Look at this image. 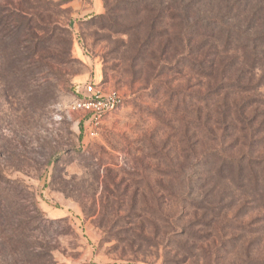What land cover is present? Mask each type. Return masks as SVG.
I'll return each mask as SVG.
<instances>
[{
	"label": "rangeland",
	"instance_id": "obj_1",
	"mask_svg": "<svg viewBox=\"0 0 264 264\" xmlns=\"http://www.w3.org/2000/svg\"><path fill=\"white\" fill-rule=\"evenodd\" d=\"M0 5L56 31L43 58L23 33L0 54V264H264V62L203 28L263 32L264 0ZM88 83L124 99L93 135L73 109Z\"/></svg>",
	"mask_w": 264,
	"mask_h": 264
},
{
	"label": "trees",
	"instance_id": "obj_2",
	"mask_svg": "<svg viewBox=\"0 0 264 264\" xmlns=\"http://www.w3.org/2000/svg\"><path fill=\"white\" fill-rule=\"evenodd\" d=\"M232 6H230L229 8H231ZM238 6H241V3H239ZM33 10H34V13L32 11V14L29 17H27V13H24L25 10H23L19 6L15 5V6L8 7V6L0 5V54L4 56V60L6 59V56H9L14 53L15 47L14 49H11L8 53L7 51L4 50L3 43H5L6 39L15 41L20 36L21 33L25 34L26 36L29 35V37L31 38V41L35 43L33 49L37 52H40L39 54L41 58L45 56L43 55V52H45V49L41 47L42 43L45 42V38L40 34L46 33V34H49L47 36L53 37L56 34V31L54 29H51L50 32L48 33L46 31V28L43 27V26H46L43 24L46 18L50 19V17H46L43 14V9H40L39 7H33ZM243 10L245 11V7L243 8ZM34 20H36V23H33L32 25L31 23ZM228 20L226 21V19L224 18L212 19L211 21L213 22H210L209 24H207V26L203 25V28L205 29L206 32H209V34L215 37H216V34H219L220 37H222L221 39L222 40L224 39V41H226L227 45H230L233 42H237L238 49L234 51L235 54H239V51L243 49L244 53L246 52L245 53L246 60L250 62L253 66L262 64L258 62L259 60H261L260 62H264V57L260 55L261 51L259 50L261 48V50H263L264 52V31L257 32L255 33L256 35L254 36H249L247 35L245 31L241 30V27L239 24L236 25L234 24V22H230ZM201 28L202 27L200 26L193 25L191 27V30L195 34H199L201 30L203 31V29ZM205 31L203 32L205 33ZM15 46H17V44H15ZM228 48L229 47H227V49ZM16 51H19V49L17 48ZM220 54H219V50L216 48L215 49V61L212 65L213 70H215L218 60H220L221 56H223ZM2 66H3V62L0 63V74H1L0 77H4L3 75L4 71H3ZM222 70H224L223 67H222ZM233 85L234 83L230 82L228 86H233ZM242 118H243L242 121H244L247 124L250 123V121L252 122L253 120V116L246 117V115L244 114L242 115ZM260 124L261 123L259 122V125ZM252 135H253V128L251 131V137ZM258 138H259V135H258ZM243 157L241 155L237 159L239 161H236L234 156L231 157V156L223 155L221 156V160H222V164H225L227 167L231 169V172H234L237 174V176H239L243 173L242 171L244 170V167H242V164H243L242 162L246 160L245 159L246 157L245 156ZM255 161L256 162L260 161L258 163L261 165V162L263 160L259 158H255ZM262 175L264 177V167H263ZM3 177L4 176L0 173V211L4 212L5 208L10 202L9 198L11 197L10 195L11 189L8 188L7 186L8 180L4 179ZM24 235L25 233H23L21 230L19 233L20 239L24 237Z\"/></svg>",
	"mask_w": 264,
	"mask_h": 264
},
{
	"label": "built area",
	"instance_id": "obj_3",
	"mask_svg": "<svg viewBox=\"0 0 264 264\" xmlns=\"http://www.w3.org/2000/svg\"><path fill=\"white\" fill-rule=\"evenodd\" d=\"M124 104L123 97L111 91L103 90L99 85L88 83L73 104V109L87 118L86 129L91 135L103 123L106 117Z\"/></svg>",
	"mask_w": 264,
	"mask_h": 264
}]
</instances>
